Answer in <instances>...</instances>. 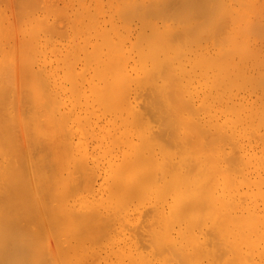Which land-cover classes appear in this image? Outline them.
<instances>
[{
    "label": "bare ground",
    "instance_id": "1",
    "mask_svg": "<svg viewBox=\"0 0 264 264\" xmlns=\"http://www.w3.org/2000/svg\"><path fill=\"white\" fill-rule=\"evenodd\" d=\"M57 1L63 6L52 0H7L5 6L9 14L0 42L5 226L0 224L6 228L0 229L19 232L23 220V229L35 230L25 221L30 217L36 226L39 216L65 224L68 214L73 220L83 212L78 217L92 222L89 215L106 213L103 226L96 222L102 238L114 216L128 227L115 240L114 264L117 259L118 264H264V60L248 56L256 48L244 34L259 22L250 18L256 23L250 25L246 17L241 34L232 22L226 26L217 7L222 0H212L214 7L211 0ZM239 36L241 50L235 45ZM70 199L81 212L63 210ZM39 219L42 237L48 222L41 226ZM87 222L79 225L85 232L78 229L86 239H79L99 245L101 237L91 236L95 229ZM121 224L112 227L118 231ZM55 225L52 233L67 232ZM74 226L67 236L72 229L78 233ZM13 235L12 240L1 234L8 240L1 245L11 253L28 249V264H36L32 240L22 248L25 235L20 232L16 240ZM56 242L63 245L50 242L53 249L58 245L56 253H68L71 243L60 246L62 251ZM81 245L69 247L76 253L66 255L91 258L87 245L78 253ZM23 257L19 264L29 261ZM72 257L64 264L75 262ZM19 258H9V264Z\"/></svg>",
    "mask_w": 264,
    "mask_h": 264
},
{
    "label": "rangeland",
    "instance_id": "2",
    "mask_svg": "<svg viewBox=\"0 0 264 264\" xmlns=\"http://www.w3.org/2000/svg\"><path fill=\"white\" fill-rule=\"evenodd\" d=\"M1 1H2V0H0V6H1V7H0V42L3 40V38L5 37L4 35L6 34L5 26H6L7 16H8V14H9V11H8V10H9V9H8L9 7H5L6 4H7V6H9L7 0L5 1L6 3L4 2V0H3L2 2H1ZM8 1H9V0H8ZM52 1H53V3L55 2V6L57 5L56 2L59 3V6H63V2H59V1H57V0H52ZM208 1H209V0H208ZM213 1H214V0H213ZM213 1H212V0L209 1V2H210L209 5L212 6L213 3H214V5L216 6L217 3L215 4V2H213ZM217 1H218V0H217ZM222 1H223V2H222ZM222 1H219L220 3H222V4H221L222 6L219 5L220 7H219V6H217V7L219 8V9H218V13L221 14V15H224L223 17H225V18H223V17L220 18V19H222L221 21H223V23L225 22V25H226L227 22H228V25H231V24H232L231 26H233V27L236 28V29H237V28H240V27L242 28V26H243V24H244V21H247V19H249L250 25H251V23H252L253 21H256V22H259L258 25H259V24L261 25V26L259 25V27H261V28L264 27V23H263V22H264V19H263V18H264V13H263V11H264V4H263V3H264V0H255V1H254V0H252V1H251V0H248V1H247V0H243V2H242V0H228L229 3H228L227 0H222ZM237 1H238V2H237ZM260 1H261V2H260ZM212 2H213V3H212ZM248 2H249V3H248ZM220 3H219V4H220ZM226 3H227V4H226ZM240 3H241V4H240ZM244 3H246V4H244ZM251 3H252V4H251ZM60 4H61V5H60ZM223 4H225V5H223ZM228 4H229V5H228ZM249 4H250V6H251V5H252V6L250 7ZM214 5H213L212 7H214ZM227 5H228V8H225V9H224L223 7H224V6L227 7ZM244 5H246L247 7H245ZM256 5H257V6H256ZM258 5H259V6H258ZM261 5H262V6H261ZM217 7L215 8L216 10H217ZM221 7H222V8H221ZM242 7H243V8H242ZM244 7H245V8H244ZM258 7H260V8L258 9ZM261 7H263V8H261ZM241 8H242V9H241ZM246 8H247V9H246ZM252 8H254V9L252 10ZM4 9H5V10H4ZM226 9H227V10H226ZM228 9H229V10H228ZM232 9H233V11H232ZM257 9H258L259 11H258ZM219 10H220V12H219ZM221 10H222V11H221ZM223 10L228 11V14L230 13V15H227L228 18L230 17L229 20L226 19L227 16H226L225 14H227V13H226V12L223 13ZM237 10H238V11L240 10V11L238 12ZM254 10H255V11H254ZM260 10H262L261 13H260ZM229 11H230V12H229ZM242 11H243V13H240V12H242ZM249 11H250V14H249ZM252 11H253V12H252ZM245 12H246V13H245ZM222 13H223V14H222ZM231 13H234V14H231ZM239 13H240V14H239ZM258 13H259V14H258ZM2 14H3V15H2ZM236 14H237V15H236ZM245 14H246V15H245ZM257 14H258V16H256ZM260 14H262V17L260 16ZM234 15H235V16H234ZM242 15H243V16H242ZM219 16H220V15H219ZM236 16H237V17H236ZM238 16H239V17L241 16V17H240L241 19H240ZM246 17H247V19H245ZM259 17H261V18H259ZM231 18H232V19H231ZM236 18H237L238 20H237ZM242 18H244V19H242ZM250 18H251L252 22L250 21ZM234 19H235V20H234ZM224 20H226V21H224ZM230 20H232V21H230ZM262 20H263V21H262ZM260 21H262L263 24H261ZM231 22H232V23H231ZM229 23H231V24H229ZM240 23H241V24H240ZM254 23H255V22H254ZM254 23H252V24H254ZM236 24H237L238 27L236 26ZM255 24H256V23H255ZM255 24H254V25H255ZM228 25H226V26H228ZM234 25H235V26H234ZM245 25H246V23H245ZM246 26H247V25H246ZM255 26H256V25H255ZM255 26H254V28L252 27V31H251L250 33H249V31H250L251 29L248 30L247 33L244 31V34L247 35V36L249 37V38H246V39H249L250 42L252 43V45L254 44L253 46L256 48V53H250L248 56H251V55H252V56L257 57L259 60H260V59L264 60V31H263V28H262V29H259V27L256 26V27L258 28V31H260V32L258 33V31L256 30L257 28H256ZM241 28H240V29H241ZM255 28H256V29H255ZM240 29H239V30H240ZM253 30H254L255 32H254ZM261 31H263V33H261ZM241 32H242V29L240 30V34H241ZM248 33H249V34H248ZM260 33H261L263 36H262ZM259 34H260V35H259ZM247 36H246V37H247ZM260 36H261V37H260ZM240 38L242 39V37H240V36L237 37V38H235V39H236V44H235V45H236L237 50H241V47H242V43H241V41H240ZM255 39H257V40H255ZM256 42H257V43H256ZM258 43H259V44H258ZM0 45H1V44H0ZM257 54H258V55H257ZM2 58H4V56H2V53H0V61L3 60ZM64 201L66 202V203L64 202L66 205H67L68 202H69V203H68V205H67L66 208L64 207L63 210H65V209H70V214L72 213L71 210H73V213H75L76 211H79L80 209L82 210V206L80 205V206H81V207H80L79 204H78L77 202H74V201L71 200V199H70L69 201H67V200H64ZM60 203H61V206L59 205ZM60 203L57 204L56 206H58V205H59L60 207L65 206V205L63 204V202H60ZM29 204H30V203H29ZM29 204H26V205H28V206L30 207L32 204H30V205H29ZM76 204H78V207H76ZM68 206H69V207H68ZM58 208H59V207H58ZM79 208H80V209H79ZM59 209H60V208H59ZM61 209H62V208H61ZM74 210H75V211H74ZM81 210H80V212H81ZM65 211L68 212V210H65ZM82 213H83V212H81V214L79 215L78 212H77V215L81 217V216H82ZM83 214H84V213H83ZM94 214H96V215L99 214V215H100V213H94ZM94 214H92V215H94ZM87 215H89V214H87ZM92 215H91V216L89 215L88 217H91L90 219H93V220H95V221L92 220V222H91V220H89V218H88V222H87V221H86V217H85L86 215H85V216H83V219H81V218H79V217L77 216L80 220H83L82 222L79 220L80 222L78 221V223H77V222H76L77 220H76V221H73V220H75V219H78V218L76 217V213L74 214V216H75L76 218L74 217L73 220L70 218V217H73V216H71V215L68 214V217H67V216L65 217V218H68V219H67V223H65V224L68 225V223H69L68 221H70V220H72V221H70L69 227L74 226V225H72L71 222H76V223H73V224H79V225H81V226L83 225V224H82L83 222H87V223H84V224L89 225V226H90L89 229H92V231H93V229H95L93 232L96 233V234H98L97 231H96V229H98L97 226H96V224H98V225H100V224H99V223H96V222H98V221L100 222V221H101V222H102V226H103V224H105V223H103V221L106 220L107 218H104V219H103V218H101V217H102L103 215H104L105 217H108V216L106 215V213H101L100 217H98L99 215H98V216H95V215H94V218H93ZM34 216H35V215H34ZM36 216H37V215H36ZM36 216H35V217H36ZM69 216H70V217H69ZM37 217H38V216H37ZM39 217H40V216H39ZM39 217L36 218V219H37V224H38V225H39V223H38V219H39ZM97 217H98L99 219L101 218L103 221H102L101 219L99 220ZM111 217H113V215H112ZM33 218H34V217H33ZM65 218L63 217V219H62V221L64 220L63 222H66V221H65V220H66ZM69 218H70V220H69ZM84 218H85V219H84ZM96 218H97V220H96ZM115 218H116L115 216H114L113 218H111V220H110L111 222L109 221V223H108V225H110L111 227H110V226H106V225H107V223H106V225H105V226L107 227V228H106V231H107L109 228L112 229L113 227H115V230H117V228H118V226H119L118 223H122V224L120 225V228L118 229V231L121 230V231L123 232L124 229L128 228L127 225H125L126 223L123 222L122 218H120V219H118V218L115 219ZM23 219H24V218H23ZM36 219H35V221H36ZM48 219H49V218H48ZM112 219H114V221L116 220L115 223H112ZM0 220L3 221V220H5V219L3 218V219H0ZM31 220H32V218L30 217V219H29V218H28V219L26 218L25 221L27 222V224H30V223H31L30 225H31L32 227H35V230H34V228H31V229L28 228V229H26V230L23 229V226H21V224L23 223V224L25 225V223L23 222V220H21V221L18 220V225H20V226H16V229L18 228V231H19V230H20V231H19V232H16L17 230H14V232H15V240L19 237L20 232L22 233L23 236L25 235V238H27V240H26V239H25L24 237H22V235H21L20 237H22L23 240H21V238L19 237V238H20V243L23 242V241H28V240H29V242H30V240H32V241H31L32 243L30 242V243H31V247L35 248L34 250H36V251H34V250L31 248V250H33L34 252H33V251H30V250H29V252H32L33 256H35V257L32 258V259H35V258H36V261L39 260L36 264H41L42 261H40V258H41V260H42V259H44V260L46 259V260H47V257H48L49 260H50V261H49L50 263L48 262V264H51V262H52V264H59V263H58V259H57L58 257H56V256H57L56 254H58V253H56V252L54 251L55 249L57 250L56 247H58V245L55 247V249H53V245H52V244H54V243H50V242H54V240H56V241L61 240V241H62L61 244H63V245H60L59 242H56V243H59V247H60V246H64V248H65V246L68 247L67 245H69V243L72 244L73 242L76 243L77 245H81V242H80L81 239H79V238H81V236H82V234H83L82 232H83V231L85 232V230H84L83 228H81L79 225H76L77 228H75L76 226H74L73 228L77 229V230H76V233H77V232L79 233V230H78L79 228H81V230L83 229L82 232L80 231V233H79V234H81V235H79L78 233L75 234V232H74L75 230L72 229V232L74 233V236H72L73 233H72L71 235H68V236H67L66 234H70V231H71V230L68 231L69 227H67V225H65L64 223H63L64 225H63V224H60V223L58 224V223L56 222L57 220H56L55 222H54V220H53L52 222H51V221H50V222L46 221V222H48V223H47V226H48V228H49V229L47 228V230L50 231V234H49L50 236H48V234H47L48 231H46V229H45V227H47V226L44 225V226H45V227H44L43 224H42V221H43V223H45V224H46V222H44V221H45L44 218H40V219H39V220H40V224H41V226H43V230L41 229V230L43 231V236L40 237V236H39V233H38V229H37L38 227L36 228V226H38V225L34 226L35 224L33 225V221L31 222ZM33 220H34V219H33ZM60 220H61V219H60ZM60 220H58V222H61ZM84 220H85V221H84ZM108 220H109V219H107V221H108ZM10 221H11V223H15V222H13L12 219H10ZM14 221H15V219H14ZM35 221H34V222H35ZM114 221H113V222H114ZM19 222H22V223L19 224ZM93 222H94V223H93ZM116 222H117V223H116ZM4 223H5V221H3V223H1V224L4 225ZM11 223H10V224H11ZM49 223L51 224L50 227L54 226L55 224H57V225H59V226H62V225H63V226H66V227H67V232L65 231L66 228H64L65 230H64V229H62V230H60V231H59V230H58V231L55 230L56 232H53V233H52V231H54V230H50ZM80 223H81V224H80ZM92 223H93V224H92ZM111 223H112V224H111ZM123 223H125V224H123ZM1 224H0V226H1ZM3 225H2V226H3ZM12 225H13V224H12ZM14 225H17V224L15 223ZM91 225L96 226V227H93V226H91ZM112 225H113V227H112ZM122 225H124V226L122 227ZM2 226H1V229L6 228V227H2ZM4 226H5V225H4ZM9 226H10V225H9ZM26 226H27V225H26ZM39 226H40V225H39ZM55 226H56V225H55ZM63 226H62V227H63ZM85 226H86V225H85ZM128 226H129V225H128ZM82 227H84V225H83ZM91 227H92V228H91ZM53 228H54V227H53ZM99 228H101V227H99ZM102 228H103V227H102ZM1 229H0V235L2 234V236H3L4 231L1 230ZM8 229H9V230H8ZM12 229H13V228L10 229V227L7 228V231H9V234H10V230H12ZM14 229H15V228H14ZM51 229H52V228H51ZM56 229H57V228H56ZM110 229H109V231H111V233L108 231V232H109V235H108V236H110L109 238H107V234H108V232L106 233V232L103 231V232H104V235L106 234L105 237L108 239V241H107L106 239H105V240L103 239V238H105V237L102 238L103 235H100V234H98V235H94L93 232H92V235H91L89 232H87V233H89V235H91L92 237L98 236L97 238H99V236H100L101 239H103L102 241H101V239H100V242H102V243H100L99 245H98L99 240H98V243H97V241H96L95 239H94V241H93L92 243H90V240L88 239V237H87L88 240L84 241V240L86 239V238H85L86 236H85V237L82 236V237H83L82 239H84V238H85V239H84V240H81V241L87 243V244L85 243L84 245H85V246L87 245V249H88V250L90 249V251H88L87 249H86V251H85V250H84V247H83L84 245H83V246L81 245L79 248H78V246H77V249H76V250H77L78 253H79V251L82 252V250H79V249H82V248H83V250H84L85 252H87L88 256H90L91 258H94V259H92V261H90L91 258L88 257V259H87L86 256H83V258H79L80 256H82L81 253H80V256H78L77 254H75V256H76V255L78 256L77 258H78L79 260L81 259V260H80V264L82 263L83 260H85V257H86V260H87V261L85 260L86 263H88V262L90 261L88 264H106L107 262H108V264H114V263L112 262V260L114 259L113 261L115 262V257H116V253H115L116 250H115V249H116V247H118V242H116V241H117V240H120L121 237L123 236V234H121V233H122L121 231H119V233L121 232L120 234L115 233V232H118V231H115L114 228H113L112 230H114L115 232H113V231L110 230ZM122 229H123V230H122ZM41 230H40V231H41ZM87 230H88V227H87ZM87 230H86V231H87ZM103 230H105V228H104ZM1 231H2V232H1ZM7 231L5 232L6 235H8V234H7ZM40 231H39V232H40ZM99 231H100V230H98V232H99ZM101 231H102V230H101ZM14 232L12 233V231H11V234L8 235L9 237L12 238V240H13V238H14V235H13ZM59 232H60V233H59ZM63 232H64V233H63ZM68 232H69V233H68ZM103 232H101V233H103ZM5 233H4V236H6ZM17 233H18V236H17ZM40 233H42V232H40ZM112 233H113V236H114V237L111 236ZM12 235H13V236H12ZM40 235H41V234H40ZM56 235H57V236H56ZM64 235H65V236H64ZM77 235H78V236H77ZM86 235H87V234H86ZM89 235H87V236H89ZM93 235H94V236H93ZM116 235H117V237H119L118 239H117ZM2 236H1V238H0V245L2 244V241H3V242H4V241H8V240H6V239H2V238L4 237V236H3V237H2ZM8 236H6V237L8 238ZM16 236H17V237H16ZM30 236H31L32 238H30ZM66 236H67V237H66ZM75 236H76V237H75ZM120 236H121V237H120ZM6 237H5V238H6ZM39 237H40L41 239H40ZM63 237H64V238H63ZM72 237L74 238V241H73V238H72ZM11 238H9L10 241H11ZM53 238H54V239H53ZM62 238H63V239H62ZM75 238H77V241L79 240L78 242H80V243H77V241H76ZM89 238H91V237H89ZM95 238H96V237H95ZM24 239H25V240H24ZM51 239H53V241H51ZM39 240L42 242V245H41V246H40V241H39ZM91 240H93V239H91ZM115 240H116V241H115ZM17 241H18V240H17ZM66 241H68V244H65V243H67ZM70 241H71V242H70ZM75 241H76V242H75ZM109 241H110V243H109ZM112 241H113V243H112ZM114 241H115L116 243H115ZM18 242H19V241H18ZM33 242H34V244H33ZM83 242H82V244H83ZM88 242H89L90 246H89ZM94 242H96L97 244H96V243L94 244ZM10 243H11V242H10ZM23 243H24V242H23ZM23 243H22V244H23ZM56 243H55V244H56ZM74 243H73V245L76 246V244H74ZM107 243H109L110 246H108ZM114 243H115V244H114ZM5 244H6V242H5ZM25 244H27V243H24V244L22 245V248H23V246H24ZM71 244H70L69 247L73 246V245H71ZM104 244H105V245H104ZM18 245L20 246V244H18ZM29 245H30V244H29ZM95 245H98V246L96 247ZM114 245H116V246L113 247ZM1 246L3 247L4 244L1 245ZM1 246H0V248H1ZM54 246H55V245H54ZM75 246H74L73 248H75ZM102 246H103V247H102ZM107 246L109 247V252L107 251V249H108ZM40 247H41V249H40V251H39V248H40ZM69 247H68V248H69ZM27 248H28V245H27L26 249H27ZM61 248H62V247H60V250L63 251L64 248H62V249H61ZM68 248H66V250H65L66 252H68V253L71 252V254H72V253H76V251H75L74 249H73V250H74V252H73V250H70V248H69L70 251H67ZM85 248H86V247H85ZM110 248H111V254H110ZM29 249H30V248H29ZM58 249H59V248H58ZM92 249H93V250H92ZM3 250H5V246H4V249H2V248L0 249V252L3 251ZM6 250H7V249H6ZM6 250H5V251H6ZM22 250L24 251V253H25V251H28V249L25 250V248L22 249ZM60 250H58V251H60ZM95 250L97 251V253H98L99 255H98L97 253H95V252H92V251H95ZM5 251H4L3 253H8V255H5L4 258H1V257H0V258H1V259H4V260L2 261L3 263L6 261V264H9V263H11L10 261H11V260L13 261L14 257H16V256H15V255H16L15 253H17V251H15V253H14V252L11 253V252H9L8 250H7L8 252H5ZM37 251H39V252H37ZM41 251H42V252H41ZM65 251H64V252H65ZM99 251L102 252V253H100ZM19 252H21V250H20V251L18 250V253H17V254H19V256L17 255L18 258H19V257H22V258L24 259V257H23L24 255H25V258H26V256H28V257H27L28 259L26 258L27 260H29L28 262H26V263L28 264V263L30 262V257H29V255H30L31 253L28 255V253H27V254H26V253L24 254V253L22 252V254H21V253H19ZM60 252H61V251H60ZM60 252H59V254H58L59 257H61V258H60V261H61V259H62V257H63V263H62V261H61V262L59 261L61 264H64V261L67 260V256L69 257V258H68V260H69V259H71V257L74 255V254H73L72 256H69V255H66V254H68V253L65 252L66 254H64L63 256H61V254H63V252H61V253H60ZM90 252L92 253L91 255H90ZM13 253H14L15 255H13ZM55 253H56V254H55ZM93 253H95V255L97 256V258H96V256L94 257V254H93ZM11 254H12V255H11ZM83 254L85 255L84 252H83ZM87 254H86V255H87ZM101 254H104V255H101ZM105 254H106V255H105ZM2 255H4V254H2ZM21 255H23V256H21ZM111 255H112V256H111ZM113 255H114L115 257H114ZM0 256H1V254H0ZM6 256H8V257H6ZM30 256L32 257V255H30ZM41 256H42V257H41ZM64 256H65V257H64ZM99 256H100V257H99ZM9 258H10L11 260H9ZM18 258H15V259L18 260ZM73 258H74V256L72 257V259H73ZM108 258H109V259H108ZM15 259H14V261L16 262ZM78 259H75V258H74L75 262H74L73 260H70L71 262L69 263V261H68L67 264H72V262H74V263L77 262L76 264H78V263H79ZM27 260H25V261H27ZM46 260H45V261H46ZM76 260H77V261H76ZM0 261H1V260H0ZM14 261H13V262H14ZM20 261L24 263V261H22V259L20 260V258H19V262L17 261L18 264L20 263ZM45 261H44V262H45ZM101 261H103V262H101ZM7 262H8V263H7ZM13 262H12V264H15V263H13ZM44 262H43V263H44ZM65 262H67V261H65ZM110 262H111V263H110ZM3 263H2V264H3ZM43 263H42V264H43ZM74 263H73V264H74ZM83 263L86 264L85 262H83ZM83 263H82V264H83ZM0 264H1V262H0ZM30 264H31V263H30ZM33 264H35V263L33 262ZM44 264H45V263H44ZM115 264H118V259L116 260V263H115Z\"/></svg>",
    "mask_w": 264,
    "mask_h": 264
}]
</instances>
